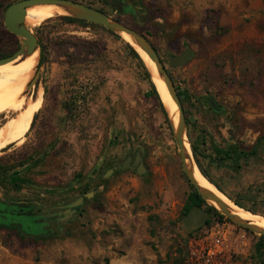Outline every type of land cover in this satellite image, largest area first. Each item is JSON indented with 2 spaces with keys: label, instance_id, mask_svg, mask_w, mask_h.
<instances>
[{
  "label": "rangeland",
  "instance_id": "1",
  "mask_svg": "<svg viewBox=\"0 0 264 264\" xmlns=\"http://www.w3.org/2000/svg\"><path fill=\"white\" fill-rule=\"evenodd\" d=\"M16 1L0 0V55L20 44L3 24ZM78 1L148 33L175 89L186 95L190 147L197 145L229 197L264 217V0H126L134 11L124 14L109 6L114 0ZM61 16L30 29L39 77L26 92L40 88L42 103L26 133L0 148V161L34 184L82 187V215L51 236L0 228V264H194L215 244L225 264H264V255L253 256L260 235L209 214L208 205L201 210L209 223L185 229L182 206L193 188L159 100L146 96L140 64L115 32ZM186 48L193 51L189 61L169 67ZM5 119L0 110V125ZM233 146H255L256 153L236 165L223 153ZM139 151L145 170L118 168Z\"/></svg>",
  "mask_w": 264,
  "mask_h": 264
},
{
  "label": "water",
  "instance_id": "2",
  "mask_svg": "<svg viewBox=\"0 0 264 264\" xmlns=\"http://www.w3.org/2000/svg\"><path fill=\"white\" fill-rule=\"evenodd\" d=\"M43 4H57L68 11V14L63 16H70L85 22H89L101 27H104L112 32H115L119 35V32H125L134 39L137 46L143 51V53L147 56V58L153 63L157 74L160 76L163 85L171 98L174 104L178 108V118H177V125L173 127V124L170 120L168 115L167 109L158 93L160 102L165 110L167 121L171 127L173 132L174 141L177 145L178 152H179V159H180V167L182 173L184 174L185 178L189 182L190 185L193 186L197 194L206 202L208 206H212L217 212L221 215L225 216L228 220L232 223L236 224L237 226L244 228L254 234L264 235V228L259 227L257 225L252 224L250 221L244 220L243 218L239 217L236 214H233L229 211L226 204L221 200L217 195L210 192L209 190L201 187L198 182L196 181L193 172L187 166L186 161L189 160L192 156H187L186 149L184 143L188 141L186 140V122L184 118V113L182 110V105L180 103V99L177 95V91L172 83V80L157 52L153 44L150 40L141 32L137 31L134 28H131L125 24H122L116 20L111 19L105 12L100 11L94 7L88 6L84 3L75 0H18L16 2L11 3L7 6L4 16H3V24L5 29L14 35L15 37L19 38L20 40V47L11 55L0 58V65L8 63L18 56L30 55L33 54L36 50L38 51V39L33 34V32L27 28L24 23V17L26 13V9L36 5H43ZM112 8H117L118 14H124L126 12H132L133 9L127 6L125 9V3L122 1H116L111 6ZM124 41V40H123ZM125 42V41H124ZM128 43V42H126ZM140 56L142 61L144 62L148 72L149 69L137 51V49L131 44L128 43ZM193 56V51L189 48H186L184 52L179 55L172 56L169 58L168 66L171 68H177L189 61V59ZM150 74V72H149ZM39 77V72H35L33 76L30 78L27 84V91L32 93V88L35 85ZM151 77V76H150ZM152 80V79H151ZM153 82V81H152ZM154 84V82H153ZM155 85V84H154ZM156 88V86H155ZM157 90V89H156ZM209 107L214 110L215 112H220L222 108L216 104V101L212 97H208L206 99ZM189 145V143H188ZM190 149V145H189ZM191 152V149H190ZM131 160V156H128L127 160L123 162L118 168H126L129 166ZM136 161H139V156L136 157ZM142 167V165H139ZM141 173V172H139ZM210 202H215L218 208H215ZM208 215L201 210V208L194 207L192 208L188 214L183 219V225L186 230H195L207 222ZM50 231H47L45 234H48ZM31 233H33L31 231ZM55 234V232H53Z\"/></svg>",
  "mask_w": 264,
  "mask_h": 264
},
{
  "label": "bare ground",
  "instance_id": "3",
  "mask_svg": "<svg viewBox=\"0 0 264 264\" xmlns=\"http://www.w3.org/2000/svg\"><path fill=\"white\" fill-rule=\"evenodd\" d=\"M65 14H68V11L57 4L36 5L26 9L24 23L28 29H31L49 18ZM119 36L125 42L131 43L145 61L149 69L151 79L154 82L156 89L167 109L173 127H176L178 108L169 97L153 63L137 46L131 35L125 32H119ZM37 61L38 51L36 50L33 54L18 56L14 60L0 65V89L5 91V93L0 94V104L3 106V109L0 110L5 114L6 118L0 125V148L15 141L16 139H19L26 133L35 113L41 106L42 90L40 88H37L38 90L33 95H29L26 92L27 84L34 73L35 67L38 63ZM184 146L187 156L191 157L188 143L185 142ZM186 163L193 172L198 184L223 200L231 213L238 215L244 220L250 221L254 225L264 228L263 216L258 217L252 212L241 209L237 206V204L230 201L201 174L192 157L187 160ZM210 203L215 208H218L215 202Z\"/></svg>",
  "mask_w": 264,
  "mask_h": 264
},
{
  "label": "flooded vegetation",
  "instance_id": "4",
  "mask_svg": "<svg viewBox=\"0 0 264 264\" xmlns=\"http://www.w3.org/2000/svg\"><path fill=\"white\" fill-rule=\"evenodd\" d=\"M116 1L124 2V9L128 5L126 0H114L109 6ZM19 47L20 44H17L10 51L1 54L0 58L13 54ZM143 155L141 151L128 154L123 162L131 156L129 166H134L137 171L145 170ZM137 156L139 161H136ZM39 183L34 184L29 177L10 174L0 161V228L18 230L33 237L51 236L59 234L75 214L78 217L82 215V204H76L83 196L82 187L62 188L58 186L61 182H54L55 187L51 188L44 186V181ZM23 187L30 190L26 191ZM47 231L50 232L45 234Z\"/></svg>",
  "mask_w": 264,
  "mask_h": 264
},
{
  "label": "trees",
  "instance_id": "5",
  "mask_svg": "<svg viewBox=\"0 0 264 264\" xmlns=\"http://www.w3.org/2000/svg\"><path fill=\"white\" fill-rule=\"evenodd\" d=\"M78 1V0H77ZM90 6V5H88ZM97 9V8H96ZM100 10V9H98ZM102 11V10H100ZM104 12V11H103ZM62 20H65V21H69V22H79L81 24H88V25H95V24H92V23H89V22H85L83 20H80V19H77V18H74V17H68V16H61L60 17ZM144 34L146 37L148 36L147 34L148 33H142ZM12 35V34H11ZM148 38V37H147ZM17 45V44H16ZM15 45V46H16ZM14 46V47H15ZM125 46L127 47V49L130 51V53L132 54V56L134 57V59H136L138 61V63L140 64L142 70L144 71L145 73V76L147 77L148 79V82H149V87L150 89L148 90V92H146V96H155L156 99L159 100V103L161 105V108H162V113L164 114V118L166 119L167 121V117H166V113H165V110L160 102V99H159V96H158V93H157V90L155 88V85L153 84L152 80H151V77H150V74L144 64V62L142 61V59L140 58V56L138 55V53L128 44L125 42ZM11 50V49H10ZM8 50V51H10ZM6 51V52H8ZM5 53V52H4ZM3 53V54H4ZM177 89V95L180 99V103L181 105L183 106L184 103L186 102V95L181 92L178 88ZM211 109V108H210ZM212 110V109H211ZM213 112H215L214 110H212ZM215 113H219V112H215ZM33 123V122H32ZM186 123H187V120H186ZM256 146V145H255ZM255 146H253L252 150H250L249 152H246L244 150H240L237 146H233V148L230 149V152H223L224 155H225V158L231 160V162L233 164H236L238 165L239 162L242 160V159H246L248 158V156L250 155H254L256 153V149H255ZM191 153H192V156H193V159L196 163V166L198 167L199 171L201 172V174L206 178L208 179L220 192H222L224 195H226L229 199L232 200V202L234 204H237V206L247 210V211H250V212H253V213H257L256 211L254 210H251L250 208H247L245 206H243L239 201H237L236 199H232L231 197H229V195H227L225 193V191L222 189V187L220 185H218L216 182H214L209 173L206 171V169L204 168L203 164H202V161H201V154H200V151L197 147V145L191 141ZM223 160V158H221ZM192 188L193 186L190 185ZM206 204V202L197 194V192L195 191V189L193 188V190L187 195V197L185 198V201L183 203V206H182V214L183 216H186L188 214V212L194 208V207H198V208H202V206H204ZM207 212H212L213 214L215 215H218L220 218H223V216L219 213H217V211L212 207V206H207ZM258 214H261V213H258ZM264 215V214H262ZM209 221H207L206 224H208ZM19 234H21L20 231L16 230ZM249 232V231H248ZM260 238H262L261 241H259L258 243H256L254 245V248H253V256L254 257H261L264 255V235H260L259 236ZM182 260L181 259H175L174 261V264H181Z\"/></svg>",
  "mask_w": 264,
  "mask_h": 264
},
{
  "label": "built area",
  "instance_id": "6",
  "mask_svg": "<svg viewBox=\"0 0 264 264\" xmlns=\"http://www.w3.org/2000/svg\"><path fill=\"white\" fill-rule=\"evenodd\" d=\"M223 249L218 245L206 247L204 254L194 264H225Z\"/></svg>",
  "mask_w": 264,
  "mask_h": 264
}]
</instances>
